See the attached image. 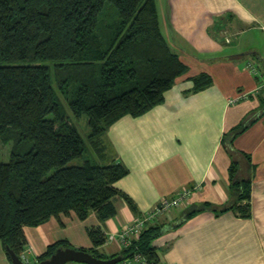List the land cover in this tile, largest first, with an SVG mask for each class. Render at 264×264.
Here are the masks:
<instances>
[{
  "label": "trees",
  "instance_id": "trees-1",
  "mask_svg": "<svg viewBox=\"0 0 264 264\" xmlns=\"http://www.w3.org/2000/svg\"><path fill=\"white\" fill-rule=\"evenodd\" d=\"M187 70L162 33L156 0H0V137L14 140L10 160L0 162V240L6 251L21 256L26 250V225L71 211L80 220L94 211L102 221L118 213L116 183L128 170L121 162L85 158L87 143L55 82L65 93L74 88L71 108L77 117L88 116L89 141L101 152V136L110 124L163 102ZM212 82L207 72L193 78L195 90ZM255 119L242 121L223 138L232 162L231 197L222 209L242 216L251 214L253 164L233 141ZM79 157L81 164H69ZM212 208L207 203L182 220ZM165 230L162 224L148 225L130 247L107 254L100 249L106 233L90 227L93 245L80 249L123 259L140 250L159 264L152 244ZM69 246L74 247L67 239L50 244L38 263Z\"/></svg>",
  "mask_w": 264,
  "mask_h": 264
},
{
  "label": "crops",
  "instance_id": "crops-1",
  "mask_svg": "<svg viewBox=\"0 0 264 264\" xmlns=\"http://www.w3.org/2000/svg\"><path fill=\"white\" fill-rule=\"evenodd\" d=\"M156 5L162 33L188 70L163 102L140 116H122L101 136L97 163L121 162L128 170L116 183L118 213L102 221L94 211L85 220L71 211L24 226L33 264L58 240L91 247L88 228L116 233L185 188L192 193L184 205L147 224L165 225L152 244L161 262L264 264V67L256 59L264 58V0H156ZM192 62L203 66L192 70ZM203 72L213 82L195 90L193 78ZM255 116L233 141L253 164L251 214L242 216L222 209L231 197L232 162L223 138ZM207 203L213 208L182 220ZM121 248L118 240L100 247L107 254ZM0 264H12L1 240Z\"/></svg>",
  "mask_w": 264,
  "mask_h": 264
},
{
  "label": "built area",
  "instance_id": "built-area-1",
  "mask_svg": "<svg viewBox=\"0 0 264 264\" xmlns=\"http://www.w3.org/2000/svg\"><path fill=\"white\" fill-rule=\"evenodd\" d=\"M229 40V38H227ZM252 72H259L258 69L252 64L248 65ZM247 94H242L240 97H244ZM191 188H185L179 191L177 194L171 197H164L158 205L148 210L142 216L135 218L132 222L124 225L118 232H111L107 235V242L118 240L121 244V249L128 248L132 245L133 241L137 239L147 224L153 222L162 215L168 214L174 208L185 204L190 194ZM21 258L25 263L30 261L27 256L26 250L21 253ZM116 264H155L152 260H149L147 256L140 250H136L131 256L122 259ZM159 264H178L176 262H160Z\"/></svg>",
  "mask_w": 264,
  "mask_h": 264
},
{
  "label": "rangeland",
  "instance_id": "rangeland-1",
  "mask_svg": "<svg viewBox=\"0 0 264 264\" xmlns=\"http://www.w3.org/2000/svg\"><path fill=\"white\" fill-rule=\"evenodd\" d=\"M257 62L261 61L262 65L264 67V58H257ZM194 64H191V67L194 69H198V67H202L203 65L199 64V63H195L192 62ZM55 87L59 96V99L64 107V109L66 110V112L69 114V116L71 117V119L74 121V123L76 124L79 132L81 133L82 137L84 138V140L87 143V152H86V157L85 158H90L92 159L93 162L97 163L98 162V155H97V151L93 148L91 141H89L88 135L91 132V128L88 122V116L87 115H82L81 117H77L70 105V99L69 97L71 96V93L74 91V88H71L68 93H65L62 91L59 83L56 81L55 82ZM263 87V86H262ZM52 115H50L51 117ZM14 146V140L12 138H1L0 137V162H8L10 160L11 157V153H12V149ZM84 161L83 157H79V158H75L72 161H70L69 164H81ZM107 243V241H106ZM76 248H80L81 246H74ZM26 264H33L32 261L30 260L28 263ZM38 264V261H37ZM74 264H82V263H74Z\"/></svg>",
  "mask_w": 264,
  "mask_h": 264
},
{
  "label": "water",
  "instance_id": "water-1",
  "mask_svg": "<svg viewBox=\"0 0 264 264\" xmlns=\"http://www.w3.org/2000/svg\"><path fill=\"white\" fill-rule=\"evenodd\" d=\"M7 251L10 255L12 264H26L21 256L13 249L7 247ZM122 259V255H116L108 258L97 257L87 250L69 246L57 248V250L50 257L41 260L38 264H67L69 262L82 264H116Z\"/></svg>",
  "mask_w": 264,
  "mask_h": 264
}]
</instances>
